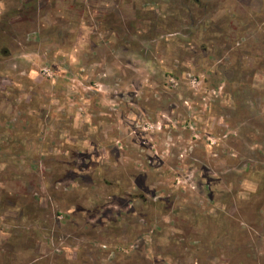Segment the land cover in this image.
Masks as SVG:
<instances>
[{"label": "rangeland", "instance_id": "1", "mask_svg": "<svg viewBox=\"0 0 264 264\" xmlns=\"http://www.w3.org/2000/svg\"><path fill=\"white\" fill-rule=\"evenodd\" d=\"M0 264H264V0H0Z\"/></svg>", "mask_w": 264, "mask_h": 264}, {"label": "flooded vegetation", "instance_id": "2", "mask_svg": "<svg viewBox=\"0 0 264 264\" xmlns=\"http://www.w3.org/2000/svg\"><path fill=\"white\" fill-rule=\"evenodd\" d=\"M155 29V28H154Z\"/></svg>", "mask_w": 264, "mask_h": 264}]
</instances>
